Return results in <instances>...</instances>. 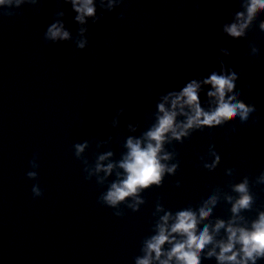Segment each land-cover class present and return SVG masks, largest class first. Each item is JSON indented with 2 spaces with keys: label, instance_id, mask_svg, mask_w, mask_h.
<instances>
[{
  "label": "clouds",
  "instance_id": "9594fccd",
  "mask_svg": "<svg viewBox=\"0 0 264 264\" xmlns=\"http://www.w3.org/2000/svg\"><path fill=\"white\" fill-rule=\"evenodd\" d=\"M40 0H0V8L20 9L24 5L36 6ZM70 4L76 13L74 22L79 25L76 36L65 26L64 10L55 13V20L44 32V40L51 43L74 42L78 50L83 51L89 44L91 33L88 23L95 24L103 20V13L97 15V5L106 12H112L123 3V0H63ZM240 10L232 14L231 22L222 24V32L227 38L238 40L247 38L261 14H264V0H239ZM216 12H220L217 8ZM14 11L0 13L13 16ZM120 13L118 19H123ZM259 30L264 33V20L259 22ZM249 57L255 58L260 49L255 43L249 45ZM227 57L226 48L219 49ZM220 68L212 71L207 77L188 81L179 91H168L160 95L153 113L154 122L139 136L129 135L122 145L124 151L120 158L109 149L100 152L101 148L111 144L113 137L96 141L95 159L91 163L84 155L91 147L85 140L73 145L74 156L83 164L85 180L95 178L97 185L106 191L98 197V203L114 209L113 215H125L121 205L132 212L140 211L146 200L142 193L163 185L166 175L174 176L180 166L179 153L173 148L169 151L166 145L183 144L196 131L205 128L223 127L234 121L246 123L257 111L254 103L240 99L236 91L239 74L227 67L224 59L218 58ZM207 89V90H206ZM206 90V91H205ZM201 93L205 94V106H202ZM133 99H139L135 94ZM115 103V102H114ZM129 111L127 106L116 109L110 121L111 128H118L120 117ZM139 124H127L129 133H136ZM236 131L235 128L232 129ZM39 153L29 161L31 171L26 173L29 180H38L37 163ZM199 159L209 172L214 171L221 162L215 145L209 146L208 154ZM235 169L228 168L225 174L232 177ZM115 179L110 181V177ZM264 184V171L250 182L247 175L238 183L229 180L228 191L217 187L207 199H202L195 208L189 205L176 212L166 209L157 201L153 216L156 217L152 228L153 234L141 242V255L134 258V264H202L203 259H215L216 264H257L264 260V210H256V217L249 220L245 212L253 210L256 203L252 184ZM180 187V182H176ZM33 199L44 195L39 184L32 186ZM221 201L230 205V216L227 219L216 217L214 211ZM203 225L201 228L200 226ZM167 246V247H166Z\"/></svg>",
  "mask_w": 264,
  "mask_h": 264
}]
</instances>
